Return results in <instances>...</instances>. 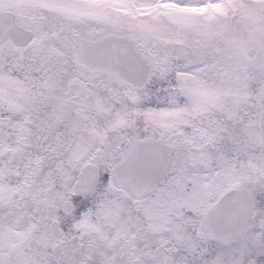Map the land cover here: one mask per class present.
Instances as JSON below:
<instances>
[{"label":"snow or ice","instance_id":"1","mask_svg":"<svg viewBox=\"0 0 264 264\" xmlns=\"http://www.w3.org/2000/svg\"><path fill=\"white\" fill-rule=\"evenodd\" d=\"M0 264H264V0H0Z\"/></svg>","mask_w":264,"mask_h":264}]
</instances>
